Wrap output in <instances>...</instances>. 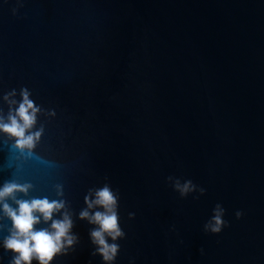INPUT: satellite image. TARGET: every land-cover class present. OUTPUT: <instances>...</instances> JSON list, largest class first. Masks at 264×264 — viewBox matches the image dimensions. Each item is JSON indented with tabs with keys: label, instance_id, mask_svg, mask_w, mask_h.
<instances>
[{
	"label": "water",
	"instance_id": "water-1",
	"mask_svg": "<svg viewBox=\"0 0 264 264\" xmlns=\"http://www.w3.org/2000/svg\"><path fill=\"white\" fill-rule=\"evenodd\" d=\"M22 88L44 134L25 158L0 132V186H63L79 241L51 264H103L78 216L105 184L125 233L113 264H264V0H0L5 117Z\"/></svg>",
	"mask_w": 264,
	"mask_h": 264
},
{
	"label": "clouds",
	"instance_id": "clouds-1",
	"mask_svg": "<svg viewBox=\"0 0 264 264\" xmlns=\"http://www.w3.org/2000/svg\"><path fill=\"white\" fill-rule=\"evenodd\" d=\"M15 90L4 95L3 99L9 103V110L5 117L0 113V132L14 141V147L21 156L31 158L35 155V148L44 134V126L33 131L37 125L38 114L41 107L30 99L31 93L27 88L20 91V101L10 100L15 96ZM55 115V112H50ZM37 159H42L36 157ZM172 177H169L171 180ZM174 189L181 197L197 190V186L191 180L181 183L176 180ZM31 183H17L15 180L5 182L0 186V211L3 217L11 221L8 235L3 239V248L13 253L10 264H32L35 260L38 264H51L57 255H66L79 241L73 233L74 221L64 196L63 186L57 184L56 196L60 199L48 197L22 199L18 194L25 196L32 190ZM203 188H199L201 194ZM12 201L13 207L8 201ZM86 205L79 212L78 218L94 225L90 230V239L95 246L93 255H100L103 264H113L119 252L118 239L125 233L119 225L118 193L114 192L110 185L105 184L100 188L89 189L84 197ZM225 210L219 204L216 205L210 221L205 225V231L220 233L226 226L223 217ZM134 214H130V217ZM242 213L237 212L239 218ZM59 217V218H57ZM49 224V227L36 228V225ZM2 227V225H0ZM109 239L112 243H109Z\"/></svg>",
	"mask_w": 264,
	"mask_h": 264
}]
</instances>
